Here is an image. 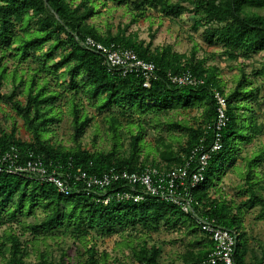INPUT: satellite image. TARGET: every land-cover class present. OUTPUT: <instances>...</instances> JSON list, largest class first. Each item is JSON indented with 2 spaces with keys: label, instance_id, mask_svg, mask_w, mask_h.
I'll use <instances>...</instances> for the list:
<instances>
[{
  "label": "trees",
  "instance_id": "1",
  "mask_svg": "<svg viewBox=\"0 0 264 264\" xmlns=\"http://www.w3.org/2000/svg\"><path fill=\"white\" fill-rule=\"evenodd\" d=\"M115 9H122L130 17L127 24L117 25L115 32L110 24L101 29L91 22ZM262 10L264 0H0V90L4 85L10 87L7 95L0 92V102L22 120L28 135L27 140L17 137L14 125L8 132L1 130L0 158L13 146L21 162L33 154L41 157L46 167L60 166L64 173L77 169L87 175L110 170L141 172L148 167L169 169L182 164L193 149L207 150L212 143L217 92L225 100L227 121L221 130V148L211 154L204 181L194 190L192 208L199 218L239 232L235 264H264L248 248L243 225L245 207H258L256 218L264 220V188L256 170L264 162V145L243 158L245 170L240 177L247 195L243 205L224 196L216 198L215 187L224 168L233 166L241 146L264 136V57L249 74L241 65L235 83L226 91L220 69L198 55L196 43L187 53H179L170 44L153 47L154 35L145 42L128 32L130 25L154 14L170 20L187 16L192 21L191 29L200 32L201 41L207 47L219 48L218 57L244 63L264 52ZM85 37L104 46L132 50L139 59L155 66L156 79L144 88L140 75L122 77L108 72L101 55L81 45ZM45 45L46 50L37 54ZM28 61L35 66L27 64L24 68ZM183 72H189L202 84L178 86L168 79L169 74ZM50 77L53 86L61 91L50 88ZM59 78L64 81L58 82ZM61 92L70 94L69 146L59 141L50 128L60 119L56 103ZM81 97L103 115L112 142L110 151L82 147V137L94 116L83 107ZM182 108L198 111L194 124L168 119ZM255 108H262L259 115ZM148 114L151 117L145 119ZM164 118L167 120L161 122ZM147 128L157 133L153 153L145 148L151 145L144 139ZM123 129L129 135L126 153L121 151ZM159 131H166L170 140ZM174 131L180 135H173ZM115 187L108 188L107 195ZM181 217L195 225L191 231L188 229L190 234L202 235L189 242L192 250L180 257L181 263L201 261L211 252L212 241L192 218L172 205L150 198L137 204L111 199L104 205L91 201L85 193L63 196L52 184L1 172L0 228L7 227L8 231L0 238V264H73L63 257L54 261L45 253H40L34 262L26 260L29 242L35 246L62 236L83 247L85 260L74 264H127L118 259L108 262L107 255L97 256L94 243L87 246L93 236L106 237L116 229L139 230L138 238H142L137 248L126 244L135 264H160L159 249L148 244L144 233L159 226L177 228L183 224ZM26 233L31 237L28 244L20 240ZM6 247L7 254L3 252Z\"/></svg>",
  "mask_w": 264,
  "mask_h": 264
},
{
  "label": "rangeland",
  "instance_id": "2",
  "mask_svg": "<svg viewBox=\"0 0 264 264\" xmlns=\"http://www.w3.org/2000/svg\"><path fill=\"white\" fill-rule=\"evenodd\" d=\"M105 11V10H103ZM105 13V12H104ZM264 15V10L261 12ZM129 15L125 14L122 9H115L109 13L102 14L100 17H95L91 22L99 26L101 29L104 28L105 24L112 25V30L115 32V27L117 25H125L129 22ZM192 21L187 16H182L178 19L170 20L168 18L158 17V15H153L150 19H141L137 23L130 25L128 32L137 34L138 38L148 42L151 35H154L152 40L153 47L161 46L165 44H170L173 46L174 50L179 53H187L192 44L196 43L199 47L198 55L207 60L210 65H215L220 69V78L225 83V90L227 91L230 86H233L236 78L239 75L238 68L242 65V68L246 74H249L250 71L259 66L260 61L264 57V52L253 55L249 61L244 63H237L232 61H226L224 58L218 57L219 48L207 47L200 38L199 31H193L191 29ZM47 48V45L42 47V50L39 53H43ZM34 67L35 65L30 63L24 64L23 67L26 68L28 65ZM11 64H8L10 67ZM62 70L58 71L60 73ZM49 86L52 90H60L59 88L53 86L54 82L49 78ZM64 79L59 78L58 82H63ZM10 91L9 85H4L0 92L3 95H7ZM62 96L57 101V108L61 111L59 122H56L50 125L51 129L55 131V137L61 141L64 145H70L71 142V117L68 112V101L70 94L68 92H61ZM20 101H23L22 98H19ZM81 103L83 107L87 110L90 115L94 116V120L91 123V126L86 129L84 136L82 137L81 145L86 149H96L99 151H110L111 150V139L108 136L106 130V124L103 120V115L98 114L95 109L88 106L87 101L84 97H81ZM262 109V108H261ZM261 109L255 108V114L260 113ZM198 115L196 109H179L176 114L169 116V120L175 119L177 121H185L189 124H194L193 117ZM250 116V115H249ZM254 117V115L252 114ZM150 114L144 116L145 119H149ZM251 118V117H249ZM263 117H261L262 119ZM167 119H161L160 121H166ZM16 128V136L22 140H27L28 135L23 128L22 120L15 115L13 111L9 108L8 105L0 102V131L5 130L9 131L12 126ZM162 137L167 140H170L167 137L166 131H159ZM175 136H179V132H173ZM97 135V138L94 139V136ZM156 135L157 133L154 130L147 128L144 139L146 143L151 144L146 146V151L154 152L153 145H156ZM95 140V144L93 142ZM122 144L121 151L127 152L129 135L123 129L121 131ZM264 145V136H261L259 139L253 140L252 143L248 145H242L241 149L237 153L236 160L233 163V166L225 167L222 171L220 179L215 182L216 187V198L219 196L227 197L228 199H233L236 204L240 206L243 205L244 201L247 199V195L244 194V181L240 177V173L245 170L243 158L249 154L251 151ZM160 149V148H159ZM257 173L262 176L260 185L264 188V162L260 163L257 167ZM215 193L212 192L211 197H214ZM244 218L243 225L246 233V238L248 242V248L254 251L255 257L263 260L264 263V220L257 219L259 212L258 207L253 208H243ZM39 214V213H38ZM41 217V216H39ZM29 221H32L31 218H28ZM183 224H179L177 228H159L155 231L145 232L144 235L148 240V244L155 245L160 251V264H182L180 257L192 250L188 246L189 242L194 239H201L202 235L195 233L190 234L189 231L193 229L195 225H189L186 217H181ZM189 229V231H188ZM7 227L0 228V238L2 235L7 232ZM132 235L130 238H127L128 235ZM143 235V237H144ZM139 230L125 229H116L112 235L106 237L93 236L92 240L88 241L87 246L95 244V250L97 256L105 254L107 255L108 262H112L114 259H118L127 264H135L133 261L130 249L126 246L134 245L137 248V243L139 239ZM137 237V238H136ZM21 242L25 243L26 241H31L29 234H25L20 238ZM28 242H26L28 244ZM45 244H38L32 246L29 242V245L26 246L27 252V261L34 262L37 260L40 253H45L48 257L54 261H58L61 257L65 260L76 263L78 261L85 260V254L83 247L79 243H74L71 238L62 236L58 240L52 242L46 240ZM197 250L196 248H193ZM7 247L4 248L3 252L7 254ZM191 252V251H190ZM249 257V253L247 254Z\"/></svg>",
  "mask_w": 264,
  "mask_h": 264
},
{
  "label": "built area",
  "instance_id": "3",
  "mask_svg": "<svg viewBox=\"0 0 264 264\" xmlns=\"http://www.w3.org/2000/svg\"><path fill=\"white\" fill-rule=\"evenodd\" d=\"M81 45L101 55L103 65L110 73L116 72L122 77L129 74L140 75L144 88H148L150 82L156 79L155 66L139 59L130 49L113 45L104 46L89 37H85ZM168 79L178 86L202 84L201 80L196 79L189 72L169 74ZM214 98L217 102V116L212 125V143L207 150L202 147L193 149L182 164L171 166L169 169L148 167L141 172L110 170L101 175H87L86 172L77 169L64 173L61 172L60 166L46 167L41 157L33 154H29L28 159L21 162L17 149L11 146L9 152L0 158V173L26 176L39 182L52 184L63 196L85 193L91 197V201L104 205L111 199L135 204L147 198L165 202L192 218L201 232L212 241L213 248L208 256L201 261L189 264H235L234 254L239 232L220 227L213 220L199 218L192 208L195 204L194 190L204 181L211 154L221 148V130L227 121L224 98L217 92ZM111 186L117 187L113 188L114 192L107 195L106 191Z\"/></svg>",
  "mask_w": 264,
  "mask_h": 264
}]
</instances>
